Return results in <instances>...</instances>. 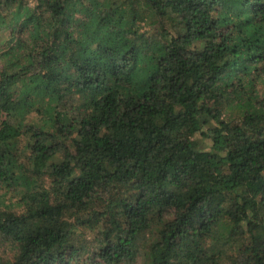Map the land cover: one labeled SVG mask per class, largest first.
<instances>
[{"label":"trees","instance_id":"1","mask_svg":"<svg viewBox=\"0 0 264 264\" xmlns=\"http://www.w3.org/2000/svg\"><path fill=\"white\" fill-rule=\"evenodd\" d=\"M0 264H264V0H0Z\"/></svg>","mask_w":264,"mask_h":264}]
</instances>
